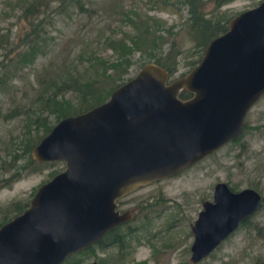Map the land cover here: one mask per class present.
I'll return each instance as SVG.
<instances>
[{
	"label": "water",
	"instance_id": "95a60500",
	"mask_svg": "<svg viewBox=\"0 0 264 264\" xmlns=\"http://www.w3.org/2000/svg\"><path fill=\"white\" fill-rule=\"evenodd\" d=\"M185 89L191 96L181 99ZM264 94V0L233 16L198 63L167 82L144 63L108 98L57 121L32 148L62 171L0 226V264H62L128 220L116 199L134 185L175 175L236 138ZM254 188L216 182L191 225L188 262L207 257L260 206ZM88 264H98L92 260Z\"/></svg>",
	"mask_w": 264,
	"mask_h": 264
},
{
	"label": "rangeland",
	"instance_id": "374dc122",
	"mask_svg": "<svg viewBox=\"0 0 264 264\" xmlns=\"http://www.w3.org/2000/svg\"><path fill=\"white\" fill-rule=\"evenodd\" d=\"M26 1L0 0V63L7 65L8 69L7 76H4V69L0 66V77L6 78L0 85V179L8 178L22 163L23 158H20L19 164L9 168L12 155L21 152L20 141L28 128L30 135L35 133L26 116L29 113L21 112L10 118L5 115L26 111L35 96L38 72L40 76L47 74V65L53 62H73L94 54L113 57L110 48H105L106 37L118 36L120 31L129 27L120 13L106 12L103 7L115 3L122 10L146 12L163 20L165 28L175 24L173 31L188 15L187 6L178 3L179 0L171 1L172 6L165 9L152 8L147 0H82L88 11L71 7L65 14L52 16L53 13H48L54 22L46 25L39 53L32 62L20 68L14 67L13 59L20 39L30 29L21 17ZM259 1L233 0L219 7L216 13L235 15ZM177 38L183 47L189 45L182 35ZM167 47L165 45L163 51ZM130 60L123 79L134 76L146 61L138 51ZM84 64H87L86 60H82L78 67L82 68ZM182 69L173 77L183 72ZM244 124L235 141L222 145L181 173L134 185L120 196L122 201L136 206L133 218L121 229V232L127 229V234L121 237V255L114 246L105 250L94 247L93 252L71 255L63 264H88L92 260L98 264L99 260H106L102 264H190L189 247L193 239L190 228L201 201L211 199L212 187L217 181H225L236 190L254 188L263 199L244 224L239 225L207 257L194 264H264V94L246 112ZM51 162L34 172H22L19 178L0 188V221L14 214L6 210L11 201L29 203L39 185L63 170V162ZM149 204H153L155 210H150Z\"/></svg>",
	"mask_w": 264,
	"mask_h": 264
},
{
	"label": "trees",
	"instance_id": "16d2710c",
	"mask_svg": "<svg viewBox=\"0 0 264 264\" xmlns=\"http://www.w3.org/2000/svg\"><path fill=\"white\" fill-rule=\"evenodd\" d=\"M147 1L151 3L152 8L165 9L172 6L173 2L171 1L174 0ZM231 1L233 0H179L178 3L182 2L187 6L188 15L182 20L176 31H173L175 24L165 28L163 20L146 12L135 9L122 10L115 3L103 7L106 12L120 13L124 23L129 27L126 31H120L118 36L106 37L105 48H110L113 57L103 58L94 54L84 58L79 57L77 61L73 62H60L59 64L53 62L47 65V74L40 76V71L38 72L35 96L26 111H13L5 115L6 118H10L21 112L29 113L26 116L30 124L33 125L35 133L30 135V127L28 128L25 137L20 141L21 152L12 155L9 168L19 164L17 162L20 158H23L22 163L14 169V173L8 178L0 179V188L19 178L22 172H34L48 163H53L33 159L32 148L60 119L84 112L104 102L111 91L125 80L123 76L128 72L131 64L130 58L134 52L138 51L144 56L146 60L144 63L152 62L163 68L167 72V82L187 73L200 60L208 41L223 33L227 29L229 20L236 15L216 13L219 7ZM23 4L21 17L30 25V29L24 32L20 39L13 59L14 67L20 68L32 62L39 53L43 36L46 33V25L54 22V18H50L49 14L53 13L52 16L65 14L71 7H76L80 11L89 10L82 0H28ZM51 4H53V8ZM209 6L210 9L207 11ZM181 35L189 42L187 47H183L179 43L177 37ZM165 45L168 47L163 51ZM82 60H86L87 64L80 68L78 65L82 64ZM0 66L4 69V76H7V65L0 63ZM180 68H183V72L173 77ZM5 79V77H0V85L4 84ZM178 96L181 99H186L191 96V93L182 89ZM50 118L53 119L52 122ZM244 126L245 124H243V128ZM27 206L28 201H11L6 210L9 209L14 214L0 221V226L21 213ZM120 236H124V233L117 228L111 229L97 242L77 253L93 252L94 247L105 250L111 245H116L117 251L121 255L123 245ZM103 261L99 260L100 264ZM104 262L106 263V260Z\"/></svg>",
	"mask_w": 264,
	"mask_h": 264
},
{
	"label": "flooded vegetation",
	"instance_id": "af4514ba",
	"mask_svg": "<svg viewBox=\"0 0 264 264\" xmlns=\"http://www.w3.org/2000/svg\"><path fill=\"white\" fill-rule=\"evenodd\" d=\"M243 124H244V122H243ZM242 128H243V126H242ZM241 131H242V130H241ZM240 133H241V132H240ZM239 135H240V134H239ZM239 135H238V136H239ZM238 136H237V137H238ZM237 137H236V138H237ZM236 138H234V139H232V140H230V141H228V142L235 141ZM228 142H226V143H228ZM226 143H225V144H226ZM219 148H220V147H219ZM215 151H216V150H215ZM213 152H214V151H213ZM210 154H211V153H210ZM208 155H209V154H208ZM206 156H207V155H206ZM204 157H205V156H204ZM201 159H202V158H201ZM201 159H200V160H201ZM198 161H199V160H198ZM198 161H197V162H198ZM195 163H196V162H195ZM195 163H194V164H195ZM194 164H192V165H194ZM192 165H191V166H192ZM191 166H189V167H191ZM187 168H188V167H187ZM187 168H185V169H187ZM185 169H184V170H185ZM184 170H182V171H184ZM182 171H181V172H182ZM181 172H179V173H181ZM177 174H178V173H177ZM217 182H219V181H217ZM223 182H225V181H223ZM215 183H216V182H215ZM215 183H214V184H215ZM225 183H226V182H225ZM137 185H138V184H137ZM227 185H228V184H227ZM213 187H214V185H213ZM213 187H212V193H213ZM228 187H229L232 191H238V190H236V189H233V188L230 187L229 185H228ZM250 188H251V187H250ZM239 190H240V189H239ZM129 191H130V190H129ZM211 199H212V195H211ZM211 199H204V200H202L201 203H200V209L202 208L201 204H202L203 201H205V200H211ZM262 199H263V198H262ZM262 199H261V200H262ZM115 202H116V209H117L120 213H122V212L127 213L128 217H129L128 220L125 221L124 223L119 224V225H117V226H115V227L112 228V229L117 228V230H120V232H121V229H122L123 227H125L126 225H128V221H129L131 218H133V216H134V211H135L136 206H135V203L130 204V203H128L129 201H122V200L120 199V197H119L118 199H116ZM261 202H262V201H261ZM126 203H127V204H126ZM123 204H126V207H123ZM154 204H155V203H154ZM260 204H261V203H260ZM152 205H153V204H152ZM152 205H151V204L148 205L149 209H150V210H155L156 207H155V208H152V207L156 206V204H155L154 206H152ZM200 209H199V210H200ZM199 210H198V211H199ZM197 213H198V212H197ZM251 215H252V214H251ZM251 215H249V216H247L246 218H244V219L239 223V225L244 224V223L246 222V220H247ZM239 225H238V226H239ZM238 226H237V227H238ZM110 230H111V229H110ZM123 233H124V235H126V234H127V229H126V231H124ZM230 234H232V232H231ZM230 234H229V235H230ZM229 235H228V236H229ZM228 236H227V237H228ZM227 237H226V238H227ZM119 238L122 240L121 236H120ZM226 238H225V239H226ZM122 245H123V240H122ZM111 246H114V247H116V249H117V246H116V245H111Z\"/></svg>",
	"mask_w": 264,
	"mask_h": 264
}]
</instances>
